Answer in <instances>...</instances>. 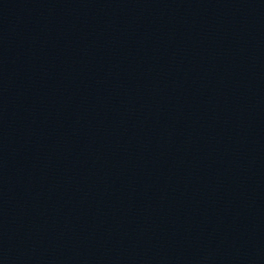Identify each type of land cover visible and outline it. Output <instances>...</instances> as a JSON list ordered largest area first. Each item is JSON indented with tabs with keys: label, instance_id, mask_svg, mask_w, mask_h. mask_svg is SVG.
I'll return each instance as SVG.
<instances>
[{
	"label": "water",
	"instance_id": "95a60500",
	"mask_svg": "<svg viewBox=\"0 0 264 264\" xmlns=\"http://www.w3.org/2000/svg\"><path fill=\"white\" fill-rule=\"evenodd\" d=\"M0 264H264V0H0Z\"/></svg>",
	"mask_w": 264,
	"mask_h": 264
}]
</instances>
